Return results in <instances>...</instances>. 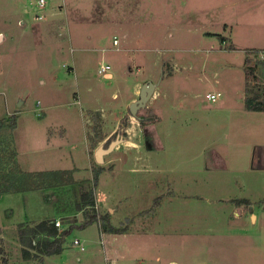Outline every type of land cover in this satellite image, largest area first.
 <instances>
[{"label": "rangeland", "instance_id": "rangeland-1", "mask_svg": "<svg viewBox=\"0 0 264 264\" xmlns=\"http://www.w3.org/2000/svg\"><path fill=\"white\" fill-rule=\"evenodd\" d=\"M46 7L0 0V31L8 34L0 42V120H18L0 135L18 153L13 164L39 171L67 167L76 154L84 161L81 147L50 146L60 126L74 141L85 125L93 138L115 129L104 148L120 141L104 155L112 161L99 186L88 172L75 185L48 189L49 202L41 190L0 195L11 263L36 262L22 257L21 223L59 216L61 229L80 224L75 202L87 189L120 233L98 220L77 226L65 250L43 264H264V111L248 110L244 100L254 81L263 82L247 50L264 49V0H50ZM102 64L110 76L98 74ZM147 79L161 86L136 112L152 115L143 125L127 102ZM214 92L221 96L212 102Z\"/></svg>", "mask_w": 264, "mask_h": 264}, {"label": "trees", "instance_id": "trees-1", "mask_svg": "<svg viewBox=\"0 0 264 264\" xmlns=\"http://www.w3.org/2000/svg\"><path fill=\"white\" fill-rule=\"evenodd\" d=\"M260 67L262 70L264 69L263 65H260ZM262 72L264 73V70ZM246 74L248 75L247 71ZM247 78H249V76H247ZM260 86L258 85L256 87L257 91L247 88L248 94L246 97V108L248 110L264 111V84H261ZM135 116L143 125L152 121V115H146L142 110H139ZM92 119V129L95 131V134H97L98 131L101 130L100 114H94ZM8 126L12 129L15 128V115H12L9 119L0 120V132L3 128H8ZM88 138L92 142V149H95L98 146L99 141L104 139L103 136L100 138H93L91 132L88 133ZM111 138L112 137L108 138L106 144L111 141ZM2 140L3 138L0 135V194L42 189L45 187L64 189L65 186L75 184L72 172L67 170L25 172L21 170L19 164L18 167H15L13 163L17 162V153L15 150H11L12 152L9 153ZM98 166L99 167L93 174L94 185L97 184L102 172L103 166ZM46 200L49 202L51 196L46 195ZM240 201L242 203H250L248 199H241ZM95 202L94 192L92 190H82L79 198L75 202V208L77 209V212H82L84 214L83 220L80 224L72 221L68 227L63 229L56 226L55 218L44 219L38 222L21 223L18 227V236L22 245V257L25 260H36L33 264H43L44 259L47 256L61 254L64 251L67 237L75 227H84L97 220L101 221V227H107L108 230L113 233H120V228L114 227L110 224L109 213L100 214L96 211L95 205L97 204H95ZM4 241L5 240H3V236H1L0 232V264H12L8 256L5 254Z\"/></svg>", "mask_w": 264, "mask_h": 264}, {"label": "crops", "instance_id": "crops-1", "mask_svg": "<svg viewBox=\"0 0 264 264\" xmlns=\"http://www.w3.org/2000/svg\"><path fill=\"white\" fill-rule=\"evenodd\" d=\"M7 35L8 34H7L6 31H0V42H5L6 39H7V37H8ZM147 80H148V82H152L149 79H147ZM141 83L142 82H138V83L135 84V91H134L132 97L129 98V101L127 102L128 105L131 104L132 102H134L135 99H136L135 95H138V93L141 92V88L143 86ZM153 83L156 85L155 91H154L153 94L155 95V94H157V92L159 94V92H160L159 91V86H161L160 85L161 83H157V84L155 82H153ZM247 94L244 95L245 103H246ZM17 127H18V120H16V126H15L14 129H17ZM60 127H61V130L63 132L61 134L60 141L57 142L58 140L57 139H54L53 141H51V143H50L51 145L50 146L53 147V148H62L63 147L62 144H63V142H65V143H68L69 146H73V149H77L78 147H81L82 148V155L84 156V161H83V159L81 161V159L79 158V155L76 154V155L72 156L71 159H69V160L66 161L67 164H68L67 167L65 166V167H61V168L58 167V168H51V169H41L39 171H44V172H48V171H60V170L70 171V172H72V176H73V178L75 180V184H77L78 183L77 181L79 179L83 178V177L85 178V176H87V173L88 172L90 174V177L89 178L86 177V178L87 179H92L93 178V174H94V171H95L94 168H93V162L96 161L98 163V165L103 166L102 167L103 170H102V172H101V174L99 176L98 182L96 184V185H98L99 184V180L102 178V176L104 174H106V169L108 167V163H110L112 160L107 161L106 158H105V156H104L105 154H104L103 155V161H102L103 163L102 162H98L97 159H96V156H95V151L100 146H103L104 147V142H106L108 140V138L111 137V135L115 132V129H113V131H111L110 134L104 136V139H102L101 141H99L98 146L93 150V154H92L91 153V149H90L91 148V144H89V140H88L87 125L83 126V128H80V130H79V137L75 141L72 138H70L72 131L69 129L68 126L67 127L66 126H60ZM48 134H50L49 131H47L46 137L48 136ZM72 134H73V132H72ZM70 139L72 140L71 142L69 141ZM117 139H119V138H117ZM119 141H120V139H119ZM135 145H138V144L135 143ZM116 149H118V147ZM17 156H18V153H17ZM125 161L126 162H131V161L133 162L134 160H131V157H128L127 160H125ZM19 167L21 168V166H19ZM23 168L25 169L26 166H24ZM28 169L29 170H33L32 168H28ZM28 169H26L25 172H34L35 171V170H33V171H27ZM21 170H23V169L21 168ZM69 186H72V185L65 186V188H67ZM50 188H54V187H47V188L45 187V188H42V189H35V190L45 191L44 194L46 196L47 195L46 194L47 193V190L50 189ZM82 190L83 189H81V191ZM85 190H87V189H85ZM28 191H33V190L16 191V192L4 193V194H11V193H17V192H22L23 193V192H28ZM81 191H80V193H81ZM4 194H0V195H4ZM109 211H111V208L109 209ZM51 218L58 219L59 216L49 217V218H46V219H51ZM26 222H38V221L33 220V221H26ZM65 248H66V246H65ZM172 264H176V263L172 262Z\"/></svg>", "mask_w": 264, "mask_h": 264}, {"label": "built area", "instance_id": "built-area-1", "mask_svg": "<svg viewBox=\"0 0 264 264\" xmlns=\"http://www.w3.org/2000/svg\"><path fill=\"white\" fill-rule=\"evenodd\" d=\"M35 5L37 6L38 9L40 10H44L46 9L50 3V0H34ZM46 18V16L44 14H38L36 16L37 20H44ZM114 44L118 45L119 41L117 38L114 39ZM250 58H253V60L257 61L258 64L263 65L264 66V49L260 48V49H248L247 50V59L249 60ZM111 70V66L109 64H102L99 69H98V74L99 75H104V76H110ZM254 81V80H253ZM261 84H264V77H263V82ZM260 85V84H256L255 81L253 82V85H251V89L253 91H257L256 87ZM221 96L220 93H208L207 94V98L212 101L215 102L219 97ZM56 226H58L59 228L61 227L62 222L59 219H56L55 221ZM72 245L76 246L80 249V251H84L85 250V245L84 242H82L79 238H75L72 241Z\"/></svg>", "mask_w": 264, "mask_h": 264}, {"label": "water", "instance_id": "water-1", "mask_svg": "<svg viewBox=\"0 0 264 264\" xmlns=\"http://www.w3.org/2000/svg\"><path fill=\"white\" fill-rule=\"evenodd\" d=\"M155 87L156 85L153 82H147L143 84L140 92V98L130 104V110L134 116L136 115V112L139 108H144L146 106L147 101H149L155 91ZM117 142H119V139L112 141L107 148H104L103 146L98 147L95 151L97 161L102 162L103 155L112 151L116 146Z\"/></svg>", "mask_w": 264, "mask_h": 264}]
</instances>
